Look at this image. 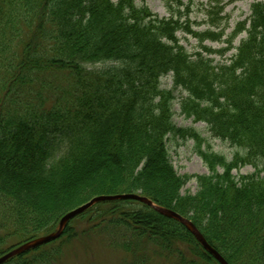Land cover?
<instances>
[{
	"label": "trees",
	"instance_id": "trees-1",
	"mask_svg": "<svg viewBox=\"0 0 264 264\" xmlns=\"http://www.w3.org/2000/svg\"><path fill=\"white\" fill-rule=\"evenodd\" d=\"M166 4L168 17L136 0H0V256L95 195L132 192L189 218L229 264H264V2L230 33L220 0L202 7L203 31L193 0ZM180 31L198 42L191 53ZM175 90L181 114L240 152L202 150L197 131L173 123ZM168 136L194 139L209 174L179 175ZM244 165L254 172L233 175ZM192 177L198 192L182 195ZM85 237L124 253L119 264H219L180 222L131 198L96 202L2 264H55Z\"/></svg>",
	"mask_w": 264,
	"mask_h": 264
},
{
	"label": "rangeland",
	"instance_id": "rangeland-1",
	"mask_svg": "<svg viewBox=\"0 0 264 264\" xmlns=\"http://www.w3.org/2000/svg\"><path fill=\"white\" fill-rule=\"evenodd\" d=\"M116 1V0H114ZM167 0H136L138 5L145 3L153 12H157L160 16L168 17L171 13L168 5L166 4ZM186 2L187 0H183ZM196 3H206L208 0H194ZM224 4H226L225 13L230 17L228 22L227 32H230L232 28L236 25V23L240 20L248 17L250 13L251 4L253 2H259L264 0H222ZM203 12L201 11V7L198 5L193 9L189 19L195 20L198 23L202 22ZM206 27L205 23H201L200 25H195L194 29L198 31H202ZM184 33L180 31L178 36L184 37ZM245 37V33H241L238 38L235 39L234 45L238 46L240 39ZM182 44L185 49L191 53L194 49L197 48V42L194 37L188 36L187 39H181ZM206 44L211 46L212 48H219L223 46V42H210L206 41ZM235 51L229 50L227 52L226 58L230 57L234 54ZM220 58L216 56V60ZM224 60V59H223ZM109 64L106 63H98L91 65L88 68L101 70V68L107 67ZM172 84V79L169 76H164L161 79V88L170 89ZM176 98L174 99L173 105V123H175L178 127L184 128L189 127L200 133V136L204 139L201 143V148L203 150H207L208 148L212 151L223 154L227 158L228 161L231 160L233 154L235 152H240L238 148L230 145L229 143L214 138L212 133H210L208 126L206 123L201 121H193L192 118H187L185 115L181 114L179 111V99L183 94L177 90L174 92ZM58 151L63 150L66 144V139H62L61 136L58 135ZM167 146L169 157L171 159V163L173 169L177 171L179 175H201V174H209V168L204 163L201 156L196 153V141L192 138H181L178 136H168L167 138ZM60 153V151H59ZM254 167L251 165H244L239 170L234 169L233 175L237 178L239 175L248 174L254 172ZM198 192V183L195 177L190 178L189 181L184 185L181 189V194L185 195L187 193L196 194ZM6 204L0 199V211L1 208H5ZM154 209V208H153ZM155 210V209H154ZM156 211V210H155ZM157 212V211H156ZM160 214V213H159ZM46 229V228H44ZM10 242H15V240L10 239ZM16 243V242H15ZM71 245L68 248H65L64 255L62 259L55 264H119L122 258L126 255L117 249L112 247H107V245L101 241V238H83L81 240H72Z\"/></svg>",
	"mask_w": 264,
	"mask_h": 264
},
{
	"label": "water",
	"instance_id": "water-1",
	"mask_svg": "<svg viewBox=\"0 0 264 264\" xmlns=\"http://www.w3.org/2000/svg\"><path fill=\"white\" fill-rule=\"evenodd\" d=\"M130 198L135 199V200L140 201V202L142 201L143 203L150 206L152 209L154 208L161 215H164V216L166 215L170 218L175 219L176 221L178 220L181 224L186 226L187 229H189V231L193 234V236L196 237L197 241L199 243H201L203 248H205L211 255H213V257L215 259H217L220 264H229L225 258H222V256L218 253L217 250H215L213 247L209 246L205 237L202 236L201 232L197 229V227L195 225H193V223L191 222L190 219L183 217L178 212H174L173 210H171L169 208H166V207L163 208V207H160V206L152 203L151 200H149L147 197H145L143 195L140 196V195H137L134 193L118 194V195L107 194V195L95 196L94 198L85 202L83 205H80V206L74 208L72 211L65 213L61 217V219L59 221L58 228L55 232L50 233V234L45 235V236H41V237L36 238V239H33L29 242L23 243L20 246L10 250L9 252L5 253L2 256H0V264L5 262L7 259L17 255V254H20L24 251L31 249V248H34L36 246L47 243L51 240L57 239L61 235L64 226L67 224V222L69 220H71L75 215L80 214V213L84 212V210L90 208V206L95 204V202L107 201V200H118V199H130Z\"/></svg>",
	"mask_w": 264,
	"mask_h": 264
}]
</instances>
